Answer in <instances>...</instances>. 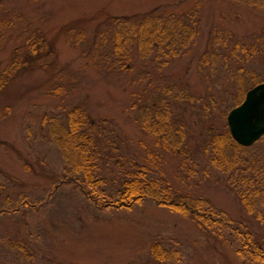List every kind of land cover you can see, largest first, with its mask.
Returning <instances> with one entry per match:
<instances>
[{
    "label": "rangeland",
    "instance_id": "rangeland-1",
    "mask_svg": "<svg viewBox=\"0 0 264 264\" xmlns=\"http://www.w3.org/2000/svg\"><path fill=\"white\" fill-rule=\"evenodd\" d=\"M166 4L194 24L197 38L161 71L155 70L159 55L152 53L122 72L104 53L111 45L89 41L107 19ZM213 28L264 47V12L225 0H0V70L15 46L29 58L24 40L33 31L50 45L21 65L0 100V264H157L150 253L154 241L169 250L173 264H263L252 261L234 228L242 222L264 248V135L242 153L236 176L243 183L212 164L208 143L235 107L237 73L246 92L253 78L264 82V50L246 63H212L219 59L207 50ZM82 31L86 39L79 41ZM172 83L193 99L178 98ZM165 102L173 126L184 131L178 151L163 148L161 132L140 127V106L165 115ZM75 105L92 121L102 157L97 173L107 186H119L127 172L143 168L154 187L171 188L211 219L193 220L192 213L147 199L131 210L94 209L69 183L51 131L53 119L67 124ZM246 184L247 192L257 189L250 211L235 189Z\"/></svg>",
    "mask_w": 264,
    "mask_h": 264
},
{
    "label": "trees",
    "instance_id": "trees-1",
    "mask_svg": "<svg viewBox=\"0 0 264 264\" xmlns=\"http://www.w3.org/2000/svg\"><path fill=\"white\" fill-rule=\"evenodd\" d=\"M225 1L229 4L236 2L253 6L264 12V0ZM97 28L96 34L89 41L101 48H105L106 44L111 45L109 52L104 51V53L122 72H126L135 65L134 59H149L152 53L159 55L154 58L159 65L156 66L155 70L159 69L161 71L169 67L172 61H178L181 50L187 46L194 45L197 38L194 24L184 20L182 14H179L178 11H175L173 7L171 8L167 4L158 5L142 13L107 19L106 22L99 24ZM63 29H68V26L63 27ZM108 29L112 30L110 34ZM210 32L208 36L212 35V37L209 39V43H211L207 44V50L210 49L211 51L207 52H211L214 56L218 54L219 58L216 59L214 57V60L211 59L212 63L220 60L225 67L229 65L230 60L237 61V63H246L251 56L264 50L261 44L259 45L255 42L247 44L237 40L230 32L223 31L220 33L216 31V28H213ZM79 33V41L86 39L84 31ZM48 42L43 33L35 31L30 33L24 40V46L29 57L27 60L21 58V54L23 56L24 54L18 51V46L13 47V51L9 55L8 65L0 70V100L7 97L8 91L10 92V86L14 84L22 73L21 67L23 66L21 65L35 60L39 55H43V51L48 50L50 46ZM206 55V52L201 54L205 62L207 61ZM237 75V96L234 106L242 102L246 93L245 78H243L241 73L240 75L237 73ZM177 83L172 84L179 89L177 92L178 98L192 100L193 96L189 90H184L183 88L185 87H180ZM258 83H261L260 80L253 78V83L250 85L253 86ZM167 107H169V104L165 102L163 108H165L166 114L163 115L162 111L158 112V110L152 114L148 104L141 105L139 108V123L142 129L151 130L155 135L161 132L159 143H161L163 148L178 151L184 140V131L173 126L174 120L169 118L171 111ZM87 114L84 107L80 105L72 106L66 115L67 124L65 125L59 120L53 119L52 122L54 123L51 131L54 134L53 137H55L62 157L67 163V168H69L68 172H66L69 175L67 178L70 179L69 183L74 184L79 189L80 193L94 209L104 212L118 210L119 208L131 210L133 206L147 199L154 201L157 206L162 205V207L168 208L170 211L192 213L193 220L196 218L211 219L210 214H203L200 209H197L196 206H191L186 199L181 197L179 193H175L171 188H169L171 190L161 188V191L159 187H154L152 181L146 176V170L143 168L137 172H127L119 186H107L103 179L98 177L99 173L97 172L99 171L102 157L95 150L96 139L92 136L93 125ZM151 118L154 119V123L150 122ZM208 145L212 155L211 162L216 168L227 171L230 177L238 179L237 181L242 183L246 181L242 175L239 178L236 175L242 169L240 164L242 153L249 149L239 145L232 139L227 121L223 128L215 131ZM75 175L79 177L76 176L77 178H75ZM244 187L237 188L236 186L235 189L240 198L239 202L242 206H245L246 210L250 211L253 205L250 198L257 189L247 192L248 184L244 185ZM234 230L242 242L244 251L252 261L264 264V248L253 240L251 231L240 221L235 224ZM168 251L159 241H154L150 245L151 256L157 264H173L168 258ZM174 263L177 264L176 262Z\"/></svg>",
    "mask_w": 264,
    "mask_h": 264
},
{
    "label": "water",
    "instance_id": "water-1",
    "mask_svg": "<svg viewBox=\"0 0 264 264\" xmlns=\"http://www.w3.org/2000/svg\"><path fill=\"white\" fill-rule=\"evenodd\" d=\"M243 97L226 119L232 139L249 147L264 135V82L254 85Z\"/></svg>",
    "mask_w": 264,
    "mask_h": 264
}]
</instances>
